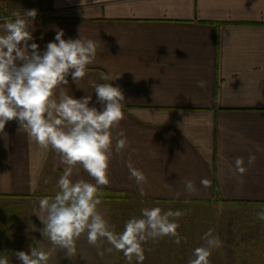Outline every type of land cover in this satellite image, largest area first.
I'll list each match as a JSON object with an SVG mask.
<instances>
[{"label":"crops","instance_id":"1","mask_svg":"<svg viewBox=\"0 0 264 264\" xmlns=\"http://www.w3.org/2000/svg\"><path fill=\"white\" fill-rule=\"evenodd\" d=\"M7 2L22 13L38 10L30 43L41 52L57 29L64 39L81 35L97 43L96 60L78 86L68 77L70 95H92L90 106L98 109L90 82L112 83L125 95L124 119L112 129L109 184L100 187L97 205L114 234L119 222L132 218L123 213L131 195L264 206V0H85L84 7L80 0ZM12 19L6 15L0 25ZM201 80L206 87H197ZM17 128L12 120L0 133V256L20 264L15 252L38 247L51 250L47 264L119 263L105 238L90 245L85 232L69 257L41 235L39 200L54 195L64 165ZM121 131L129 143L117 151ZM238 157L243 174L235 167ZM129 164L146 183L130 178ZM81 178L94 183L82 168L72 179ZM205 178L209 187L200 183ZM185 179L193 181V192Z\"/></svg>","mask_w":264,"mask_h":264},{"label":"clouds","instance_id":"2","mask_svg":"<svg viewBox=\"0 0 264 264\" xmlns=\"http://www.w3.org/2000/svg\"><path fill=\"white\" fill-rule=\"evenodd\" d=\"M80 2L84 7L85 0ZM99 2L93 0L94 4ZM37 14V9L23 10V14L13 11L14 19L0 25V133H4L9 121L15 120L18 133H26L42 149L50 147L64 165L54 195L39 200L43 214L38 216L43 224L41 235L47 237L53 248L65 250L70 257L76 251V241L86 232L90 245L105 238L113 248L122 251L129 262L135 258L137 264H142L145 260L142 245L148 239L170 237L180 244L182 237L177 232L176 221L186 213L145 207L139 217L126 221L122 232L114 234L109 229L97 205L100 187L109 184L112 129L124 119L125 95L119 86L94 81L90 82V87L101 109L90 106L92 95L80 99L70 95L65 90L68 77L71 76L76 85L84 78L87 66L96 60L98 45L81 35L64 39V31L57 29L55 40L47 43L41 52L38 44L30 43L34 39L30 29ZM104 79L112 78L105 76ZM197 87H206V82L198 81ZM128 143L124 132H119L116 150L125 149ZM255 159L250 154L248 164ZM128 167L130 178L137 184L146 183L141 170L131 164ZM235 167L241 174L246 171L243 158L236 159ZM81 168L94 183L82 178L72 179ZM200 183L210 186L206 178ZM184 184L186 191L195 190L193 181L185 179ZM257 218L264 221V210L257 213ZM202 239L204 245L193 250L194 258L189 264H209L211 249L220 247L219 239L212 237L211 230ZM14 254L20 264H47L51 250L33 247ZM0 264H8L7 257L0 256Z\"/></svg>","mask_w":264,"mask_h":264},{"label":"rangeland","instance_id":"3","mask_svg":"<svg viewBox=\"0 0 264 264\" xmlns=\"http://www.w3.org/2000/svg\"><path fill=\"white\" fill-rule=\"evenodd\" d=\"M13 11H19L16 3L0 0V18L12 15ZM40 14L45 13L41 11ZM124 205L128 206L127 212H123L128 213V217H139L140 210L145 207L186 213L176 221L179 225L177 232L182 237L180 244L170 237L148 239L142 245L145 255L142 264H189L194 258L193 250L204 245L202 237L209 230L212 237L220 241V247L211 249L209 264H264V221L257 218L264 206L234 207L219 199L199 203H162L143 200L138 195L128 196ZM124 225L125 220L118 223L119 233ZM117 254L120 256L117 264H137L135 258L129 262L122 251ZM105 264L115 263L109 261Z\"/></svg>","mask_w":264,"mask_h":264}]
</instances>
